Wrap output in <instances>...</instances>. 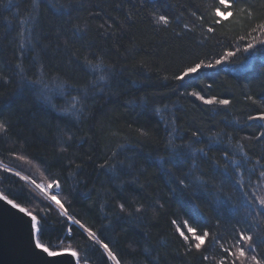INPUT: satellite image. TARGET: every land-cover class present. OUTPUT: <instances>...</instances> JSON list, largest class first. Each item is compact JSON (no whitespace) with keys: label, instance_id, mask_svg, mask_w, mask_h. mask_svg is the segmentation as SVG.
<instances>
[{"label":"trees","instance_id":"16d2710c","mask_svg":"<svg viewBox=\"0 0 264 264\" xmlns=\"http://www.w3.org/2000/svg\"><path fill=\"white\" fill-rule=\"evenodd\" d=\"M210 3L0 0V75L7 78V83L0 79V120L10 125L0 139V192L13 199L10 193L22 191L23 185L44 201L41 210L46 197L56 195L70 215L97 231L120 264H218L227 255L220 244L229 247L240 231L264 240L258 201L264 197L259 175L264 171V122L248 120L264 110V50L257 45L239 51L225 65L202 69L207 75L187 83L189 78L174 79L193 61L214 63L225 49L243 47L236 38L246 35L251 22L238 15L216 26L214 35L206 34ZM153 11L169 15L173 24L155 26ZM193 11L205 15L203 24ZM101 24L112 28L105 32ZM85 57L94 64L102 58L109 70L106 82L84 70ZM38 79L53 89L44 90L48 101L39 94L42 85L25 86ZM61 82L89 96L81 116L65 113L67 101L78 93L59 95ZM191 91L230 103L205 104ZM139 128L150 135L139 136ZM200 148L206 157L196 151ZM225 151L236 164L229 163ZM16 172L29 179L21 180ZM53 179L60 188L44 194L30 182L46 187ZM181 179L187 187L179 184ZM17 202L34 211L36 201ZM44 224L41 242L50 250L71 244L81 262L87 256L88 264H116L57 212ZM65 224L73 228L70 239ZM188 226L198 234L208 230L219 243L208 241L200 252H187L177 228L189 235ZM256 254L264 255V243Z\"/></svg>","mask_w":264,"mask_h":264},{"label":"snow or ice","instance_id":"6c2138e0","mask_svg":"<svg viewBox=\"0 0 264 264\" xmlns=\"http://www.w3.org/2000/svg\"><path fill=\"white\" fill-rule=\"evenodd\" d=\"M36 3H39V0H35ZM198 9L203 7V5H198ZM223 9V10H222ZM63 10L61 9V12ZM205 12L207 13L208 23L209 26L206 28V34H215L216 26H223L224 20L229 17H234L236 15L240 16L242 19L247 20L250 23V27L246 33V35L238 36L236 39L238 41H243L242 48H236L235 50L225 49L223 54L219 56V58L215 59L213 62L206 63L205 60L199 59L198 61H193L192 63L188 64L184 68H182L179 74L174 76V79L177 81H185V78H189L190 82L194 79H199L202 75H207V73L202 72V69L207 68H216L218 65H225L229 62L230 58L235 57L237 52L243 51L245 53L249 52L250 49H256L257 45L260 46V50H264V0H261L260 4L257 5L255 0H211V3L205 8ZM60 14V13H58ZM193 17H196L197 20L201 21L203 24L205 21V15L201 14L197 16V13L193 11L191 13ZM151 22L155 26H163L167 29L171 24H173V19L166 14H158L156 11L150 13ZM179 17L176 18V21H179ZM101 29H104L105 32H109L112 28L111 24H108L107 27L104 24L99 26ZM185 28L188 27L187 24L184 25ZM194 30V29H190ZM23 34V32H21ZM179 35V33H177ZM23 48V45H21ZM95 57V54H92ZM85 63L82 65L85 71H89L93 74L99 73L96 79L98 81L106 82L108 77L105 75L106 67L102 63V58H96L97 63H92V60L85 57ZM79 62V61H77ZM43 67V66H42ZM223 70V69H221ZM0 79L4 80L7 83V78L3 75H0ZM37 85H42L40 90V96L44 101H48L49 97L44 95V90L47 89L49 92L53 91V89L49 88V85L44 82L43 79H38L37 81H26L25 86L28 89H35ZM96 85L94 84L93 87ZM56 91L59 95L65 96L70 94L71 92H76L78 95L71 96L70 100L67 101V105L65 108L66 114H71L74 116H81L83 112L87 108V100L89 96L85 92L83 95H79L82 91L79 88L74 86H67L65 82H61L56 85ZM190 96L196 97L199 100L203 101L205 104H218V105H229L230 101L228 99H205L203 95L200 94L198 91H191L189 93ZM249 100L255 104L256 101L253 100L252 97H248ZM264 108V105H261ZM248 120H258L264 122V110L260 111L256 116L249 115ZM264 128V123L260 125ZM10 129V125L0 120V139L4 138L8 135ZM139 136L148 137L150 133L147 129L139 128L136 129ZM171 135V133H169ZM197 133H193V136H196ZM264 136V133H261ZM200 141H195V143H199ZM171 143V141H170ZM190 149V146H188ZM210 150V149H209ZM201 156L206 157L207 153L203 148L196 150ZM117 155L114 153L113 156ZM225 157H228V152L225 151ZM18 159L25 160L24 156H19ZM230 164H236V161L228 157ZM107 163V162H105ZM163 163H172L171 160L163 161ZM162 166V165H161ZM228 164H225L224 167L228 168ZM102 168L105 165H101ZM219 168V165H216V169ZM239 165H237V169ZM214 169V170H216ZM5 171H10V169H6ZM222 175L224 173H221ZM15 175L20 177L21 180L27 181L29 178L27 176L21 177L20 172H16ZM260 177L264 178V171H260ZM31 184L37 189L41 194L46 193L49 189H59L60 182L59 180L53 179L51 183H49L46 187L42 184L37 183L35 180L30 181ZM180 185L187 187L185 185V181L181 179L179 181ZM22 191H17L15 193H10L14 196L13 199L9 198V194H5V192H0V201L6 202L7 205H11L12 209H18L19 213H24L27 217H30L28 220V227H29V235L32 240V253L35 256L41 257V260L38 264H72L71 260L65 261L63 259H55V258H62L65 255L71 258H77V261L81 259L80 253L77 249H74L71 244L67 247L60 248L57 250H50V246H46L44 243L41 242V237L44 236V233L47 231L44 221L46 217L52 213L57 212L60 217L65 218L66 221H71V225H75L81 230L82 234H86V238L88 241L92 242L94 245H99L103 248L104 253L107 254V257L111 260L116 261V264H120L119 259H117L116 255L110 249L109 244L105 243L97 236V231H94L90 227H85L80 220L76 219L74 216L68 213L67 208H65L64 203L61 202L60 199L57 198L56 195L52 194L46 197L47 203L45 204L44 208L41 210L39 205L44 203L43 200H37L36 196L24 188L21 185ZM17 201L32 203L34 211H30L26 207H22L21 203ZM259 205L261 211L264 212V197L258 198ZM120 212H125V204L120 203L118 205ZM143 206H139L135 208L136 213H140ZM35 212V214H34ZM39 217V219H38ZM173 224L176 223L174 220ZM185 226H187L188 222H184ZM67 238H71L73 234V228L65 224ZM179 236L182 237L184 243L187 245L186 251L191 252L195 249L197 252H200L201 249L205 246L206 242L211 241L213 244L219 243V238L212 236V234L208 230H202L199 234L197 228L195 227H187V232L189 235H186L185 232L180 231L177 228ZM264 243V240H261L259 237L254 239V236L251 234H247L245 231H240L238 235L234 238V243L230 244L229 247H224L221 243L220 247L223 253H226V256H223L219 259L218 264H264V255H261L260 258L257 256V248L260 244ZM37 250H40L37 252ZM46 254V256H44ZM51 257L54 258L53 260H48L47 258ZM204 260H208L209 257L207 255L203 256ZM83 264H88V258L85 256L83 258Z\"/></svg>","mask_w":264,"mask_h":264},{"label":"water","instance_id":"95a60500","mask_svg":"<svg viewBox=\"0 0 264 264\" xmlns=\"http://www.w3.org/2000/svg\"><path fill=\"white\" fill-rule=\"evenodd\" d=\"M29 219L30 217L24 213H19L18 209H12L11 205L0 201V264H38L41 260V257L32 253ZM47 259L53 260L54 258L48 257ZM55 259L71 260L72 264H83L80 260L77 261V258L67 255Z\"/></svg>","mask_w":264,"mask_h":264},{"label":"rangeland","instance_id":"374dc122","mask_svg":"<svg viewBox=\"0 0 264 264\" xmlns=\"http://www.w3.org/2000/svg\"><path fill=\"white\" fill-rule=\"evenodd\" d=\"M223 10V9H222Z\"/></svg>","mask_w":264,"mask_h":264}]
</instances>
